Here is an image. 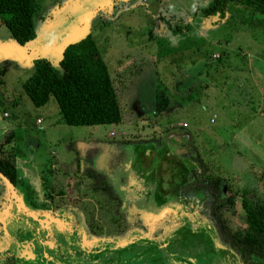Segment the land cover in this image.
Returning <instances> with one entry per match:
<instances>
[{
    "label": "rangeland",
    "instance_id": "1",
    "mask_svg": "<svg viewBox=\"0 0 264 264\" xmlns=\"http://www.w3.org/2000/svg\"><path fill=\"white\" fill-rule=\"evenodd\" d=\"M36 2L38 6L33 24L37 37L24 51L14 48L12 35L0 21V42L5 46L0 50V118L13 120L18 141L24 133L27 134L29 155L33 156V161L37 163L45 157H53L55 167L52 175L62 180L57 189L68 191L71 187L70 197L82 202L81 208L99 199L105 200L107 191L120 198L122 205L119 208H137L140 202L135 201L130 192L133 178L128 167L133 150L130 145L123 146L128 144L124 141H140V150L146 151L151 160L155 161L157 149L163 148L173 151L178 163L185 165L186 169H177L180 176L188 171L187 183L181 189L184 195L191 196L196 189L200 198L205 193L214 192L221 200L231 192L235 203L225 214L230 220L229 226H242L245 214L241 199L253 200L264 194L261 170L264 162V20L260 23L256 19L259 14L249 9H244L247 10L245 13L230 8L223 18L204 17L199 9L208 0ZM92 9L97 10L93 12ZM163 12L172 16L170 29L155 32L153 16ZM185 17H191L193 26L186 25ZM177 26L179 29H175ZM88 32L97 42L117 93L122 116L118 123L70 125L61 118L53 96L45 104L36 106L23 89V82L34 70V57L45 56L60 69V49ZM122 47L131 54L128 60L132 63H128V69L124 71L129 72L128 75L120 73ZM133 54L137 62L134 70ZM4 111L9 115L3 116ZM213 113L216 117L210 122ZM37 116L44 119L43 123L50 120L53 124L47 129H39L44 124L35 123ZM178 128L184 130L182 134ZM18 141L12 142L11 146L4 142L3 147L13 153L25 154L28 149ZM38 142L41 146L39 151L34 150ZM116 149L123 152L121 158L119 153L111 157ZM52 150L54 154H50ZM108 157L112 158L114 167L111 163L105 164L104 159ZM78 158L80 165L83 160L86 166L72 172ZM150 159L142 157L146 165H151ZM169 165L165 162L154 168L161 170L160 175L154 174V180L161 178L162 192L169 186ZM34 166L29 165L33 170ZM47 168L50 164L44 170ZM79 168L84 173L78 171ZM106 168L110 176L106 174ZM18 170L20 172V168ZM45 174L50 175L48 172ZM29 180L35 182L36 178L31 175ZM102 187L106 191L100 192ZM141 193L145 195L144 190ZM145 197L140 200L142 203L146 202ZM61 198L59 201L65 203L66 194ZM179 207L175 203H167L160 219L153 223L149 222L150 216L141 213H131V217L142 226L149 225L153 235L161 237L164 228L177 226L181 218V222H186V218L193 217L192 213L178 215ZM81 208H71L70 222L63 220L60 213V221L70 233L63 232L54 237L47 234L48 229L37 227L35 223L24 226L28 238L21 248L30 253V242L39 233L51 241L56 238L63 245L62 251L54 252L55 259L59 261L69 263L82 253H91L105 236L88 232L84 212L89 218L94 213L97 222L101 218L95 215L94 210L87 208L83 211ZM53 226L58 231L60 222H53ZM222 227H219L220 231ZM134 229L141 231L142 228ZM7 231L8 236H14L13 228ZM2 234L0 229V264H41L35 261L36 258L24 260L14 251L11 242L8 245L9 238ZM65 235H73L75 239ZM217 240L221 242L218 237ZM67 249L72 253L69 254ZM36 252L54 259L47 246H39ZM128 255L127 260L131 259ZM135 264L146 263L136 260Z\"/></svg>",
    "mask_w": 264,
    "mask_h": 264
},
{
    "label": "trees",
    "instance_id": "2",
    "mask_svg": "<svg viewBox=\"0 0 264 264\" xmlns=\"http://www.w3.org/2000/svg\"><path fill=\"white\" fill-rule=\"evenodd\" d=\"M37 6L36 0H0V21L20 44L35 37L33 16ZM230 8L239 12L249 9L252 13L259 14L256 19L260 23L264 20V0H208L200 12L203 16L223 17ZM59 66L60 69L46 58L34 60V70L22 84L34 105L41 106L53 96L61 118L70 125L121 121L120 103L111 75L91 33L66 46ZM6 151L7 153L0 156V172L16 183L17 170L13 152L10 149ZM261 170L264 175V162ZM160 172L157 168L158 175ZM174 180L176 186H182L186 178L181 176ZM157 185L161 187V178L157 179ZM167 192L163 188V195ZM163 199L160 204L166 200ZM103 203L104 200L99 199L92 203L91 208H102ZM241 206L245 214L244 224L235 227L227 225L226 235L221 242L212 240V229L192 217L186 218V222L164 235L163 239L158 236L149 238L148 233L140 226L142 232H137L129 240L122 243L111 242L107 246L101 242L90 256L82 253L76 260L82 264H135L136 260L146 264H264V194L253 200L242 198ZM97 217L101 218L96 223L102 229L108 218L101 210ZM58 248L62 251L63 245ZM134 251L136 253L133 257L130 253ZM112 252L117 255L106 256ZM127 255L131 259L127 260ZM55 258L57 257L50 260L38 256L35 261L41 264H70Z\"/></svg>",
    "mask_w": 264,
    "mask_h": 264
},
{
    "label": "flooded vegetation",
    "instance_id": "3",
    "mask_svg": "<svg viewBox=\"0 0 264 264\" xmlns=\"http://www.w3.org/2000/svg\"><path fill=\"white\" fill-rule=\"evenodd\" d=\"M200 11V9H199ZM179 129V133L182 134V131H184L182 128H178ZM175 131V130H174ZM127 142L128 144L124 145L123 147H127V145H130L133 150V157L130 161L129 164V173L131 174L132 178H133V184L131 185V194L133 195V197L135 198V201H140V200H144V197L146 198V202L145 203H140L139 206L136 207H132L131 203L129 204V206H131V208L133 209H121L119 208L122 205V202H120V198L112 193H110L109 191H107L105 194H107V196L105 197L104 203H103V207L102 208H95L94 212L95 215H98V211L101 210L103 211V215L105 217H107L108 219H106V224L105 226L100 229L99 228V224L98 223H94L96 220H94V213L93 215L89 218V216L87 214H85L84 212V216H85V220H86V225H87V230L89 233L96 235V236H105L104 240H101L100 243L102 242V244L104 246H107L106 244H110L111 242L114 243H122L126 240H129L134 234H136L137 232H141V231H137V229H134V227H143V231L145 233H148V237L151 238V236L153 235L152 228L148 225L145 226L134 220L131 216V213L134 214L138 213V215H140V213L144 216H151L150 218V223L155 222V220L160 219L161 217V213H162V209L165 205H167V203H175L178 206H180L177 214H185L187 215L189 214H194L191 215L193 216L195 219H197L199 221V223H201L202 225L206 226L207 228H211L212 229V240H217L221 239L222 237H224L226 235L225 232V227H227V225H230V220L227 217V215L225 213L230 212L232 210V207L235 203L234 197H232V193L229 192L228 195L226 194L225 199H221L217 198V196L215 195L214 192H209V193H205V196L203 198H200L197 195V191L196 189H194V192L191 196H186L184 195V192H182V188L184 185L182 186H176V181L174 179H178L179 177H181L177 171V169L180 168H184L186 169L185 165H181L180 163H178V159L176 158V155L173 151L171 150H164L163 148H159L157 149L158 151V155L156 158H154L155 161L151 160L150 157L148 156V154L143 151L140 150V144H142V142L140 141H124ZM114 143V142H112ZM100 145V144H99ZM104 144L101 143L100 146H102ZM184 145V144H183ZM182 145V146H183ZM99 146V147H100ZM179 147V148H182ZM103 147V146H102ZM172 147V146H171ZM177 148V149H179ZM112 149V148H109ZM108 150H106L107 152ZM105 153V152H104ZM109 153V152H108ZM117 153H119V158L122 157L123 152H119L117 149L113 150L112 155H117ZM104 157V154H103ZM110 157V158H111ZM142 157L144 159H150L151 160V165H146V163H144V161L142 160ZM110 158L108 157V159H104L105 160V164H110L112 161V158L110 160ZM169 163L170 167L168 168V175L170 178V182H169V186L164 187L165 190H168L167 193H165V195H163V192L160 190V187L158 188L157 185V181H153L152 179L154 178L153 173H157V168L154 170V168L156 167V165H162L164 163ZM114 164L111 163V167ZM126 166V167H127ZM109 167V166H108ZM107 167V168H108ZM125 167V165H124ZM107 168L105 170L106 174L108 176H110L111 173L107 172ZM114 170V168H113ZM113 174V173H112ZM147 177H151V181L147 180ZM183 177L186 178L185 182H183V184L187 183V177H188V171L186 172V170L183 173ZM108 183L110 182V179H108ZM171 185V186H170ZM104 188V190H103ZM102 191H106L105 187L100 188ZM141 190H144L145 195H143L141 193ZM161 192V193H160ZM162 194V195H160ZM164 196V197H163ZM163 198H165L166 200L163 203H159L161 200H164ZM133 200V201H134ZM216 201H218L216 203ZM121 203V204H120ZM89 208L91 210H93L90 206H86L85 208H82L83 211H86V209ZM190 209V210H189ZM131 210V211H130ZM149 211V212H148ZM148 212V213H147ZM204 214V217H202V215ZM224 213V215H223ZM110 217L112 219H110ZM146 217H143V221L145 220ZM162 219V218H161ZM89 220V221H88ZM182 220V218H181ZM180 223L177 222V220H175L178 225L177 226H181V224H183V222ZM201 220H204V222H202ZM175 222V223H176ZM173 223V221H172ZM171 223V224H172ZM108 224V226H107ZM152 226V225H151ZM175 226V227H177ZM222 227L221 231L219 230V227ZM133 227V229H132ZM175 227H173L172 225L169 226V229L166 227L163 229L164 234L159 237V239H163L164 235L166 236L167 233H170L171 230H173ZM155 227L153 226V229ZM134 230V231H133ZM162 232V230H161ZM158 233V232H157ZM64 234L63 232L59 231V235ZM116 234V235H115ZM110 235V237L108 236ZM158 236V235H157ZM65 237L69 238V239H75V237L73 235H71L70 237L68 235H65ZM153 238V237H152ZM60 242H58V240L56 239V242L54 244V247L52 249H49V253H58L60 252L58 246L60 247ZM101 245V246H103ZM69 254L72 253L71 249H67L66 250ZM95 250H93L91 253H93ZM131 251V249H130ZM91 253H85V255L87 254L88 256H90ZM136 251L131 252V256H135ZM41 255H44V253H41ZM40 255V256H41ZM114 255H117L115 252L108 254L106 256H111L114 257ZM55 256V255H54ZM77 256V255H76ZM81 256V255H80ZM119 258V257H118ZM76 258H73L74 261L69 262L70 264H82V262L77 261Z\"/></svg>",
    "mask_w": 264,
    "mask_h": 264
},
{
    "label": "crops",
    "instance_id": "4",
    "mask_svg": "<svg viewBox=\"0 0 264 264\" xmlns=\"http://www.w3.org/2000/svg\"><path fill=\"white\" fill-rule=\"evenodd\" d=\"M93 1L96 2L98 0H93ZM153 17L155 21V26H154L155 32L160 31V30L164 31V30L170 29L169 26H170V21H172V16H170L168 13L166 12L156 13L154 14ZM204 17H211L215 19H217V17L223 18L220 15L219 16L217 15L216 16L214 15L204 16ZM190 19L191 17L184 18L187 26L188 25L193 26V24H191ZM175 29H179V27ZM121 50L122 52H120V54L121 53L122 54L120 55V58H121L122 63L120 64L121 65L120 73L122 72V75L123 74L128 75L129 72L124 73V71L128 69V63H132V61L128 60V58H130L129 55L131 54H130V51L128 50L125 51L124 47H122ZM132 60L135 61V67L133 68L134 70L137 67L135 55L133 56ZM144 60H147V57H144ZM8 115L9 114L6 111L3 112V116L6 117ZM43 121L44 119L41 116L36 117L35 123L44 124L40 126L39 129H47L51 124H53L52 121L50 120L49 122H46V123H43ZM20 138H21V141L20 139L18 141L15 137V133L13 130V120H4L0 118V156L7 153L6 151L7 149L4 148L5 147L4 142L5 143L9 142L7 143L9 146H11L12 142L14 141H18V144L22 142L23 143L22 146L25 145L26 148L28 149L25 154L13 153V156H12L14 159L16 170H17V180H16V183H13L15 186L17 197L13 198V196L10 194L9 188L4 183V180L0 177V229L3 231L2 235H5L9 238L8 245H9V242H11L14 245V246L12 245L14 251H17L19 255L23 257L24 260H31L41 255V253L36 252L39 246L44 245V246H47L49 249H52L54 247L56 238H54V240L51 241V239H47L45 237L46 235H43L42 237L38 233L37 234L38 236L36 235L37 238L36 239L33 238L34 240L32 239V241L30 242V244L32 245V251L30 253H25L26 252L25 249L21 248V246L25 244V242L27 241L26 239L28 238V235L26 234V232H24V226L28 227L29 224L35 223L37 224V227H41L42 229L46 228V230L48 229L47 232L48 231L49 232L47 234L50 233L52 236L57 237L59 236V231L66 232V233L69 232L68 230H66L68 228L65 227V225H62V222L60 221L59 217L62 218L61 215L63 214L64 216L63 220H69L70 222L71 218L69 216H70L71 208L74 207L76 209H79L83 205H82V202L78 201L76 198H73L74 196L70 197L71 187L68 189V191H60L57 189L58 183H60V181L62 180L60 178L56 179V177L52 175L53 168L55 167V160L53 159V157L51 158L45 157L44 159H41L40 161L36 163V161L32 160L33 156L31 157L29 155V146L26 140L27 134L24 133V136H21ZM38 143H36V146H34V150L37 149L39 151V148L41 146H40V142ZM84 146H86V144H84ZM21 150L22 148L20 149V151ZM50 154H54V151L52 150ZM79 161L80 159L78 158L76 160V166L73 167L72 172L76 171L78 167L82 168L83 165L84 167L86 166L83 160H82L81 165ZM39 163H40V166H39ZM48 164H50V168H47V171H45L44 168ZM29 165H31V167L35 165L33 167L34 170L31 169ZM19 168H20V172L18 170ZM78 171H81L82 173H84V171H82L80 168ZM45 172H48L50 175L47 176ZM31 175L35 176L36 178L35 182H32L31 180H29ZM67 182L70 183L68 179H67ZM100 192H102V190ZM65 194H66L67 200H65V203H61L59 200L62 199L61 196H65ZM139 202L142 203L141 201ZM26 205L28 207H26ZM89 205L90 207H92V204H89ZM61 209H63V212ZM93 210H95V207ZM47 218H49L48 221H47ZM55 221L60 222V227L58 231H56V229L54 230L55 227L53 226V222ZM6 228H8V231L13 228L14 236H10V235L8 236L6 233L7 231ZM52 231H54V234ZM25 234L27 236H25ZM7 247L8 246L3 247L1 249H5ZM41 256L45 257V255H41Z\"/></svg>",
    "mask_w": 264,
    "mask_h": 264
},
{
    "label": "water",
    "instance_id": "5",
    "mask_svg": "<svg viewBox=\"0 0 264 264\" xmlns=\"http://www.w3.org/2000/svg\"><path fill=\"white\" fill-rule=\"evenodd\" d=\"M93 10V12H95L97 9H92ZM87 34H89V32L88 33H86L85 35H83V36H81L80 38H78V39H76V40H74V41H72V42H69V43H67V44H65V46L64 47H62L61 49H60V51H59V62H60V60L62 59V57H63V52H64V49L66 48V46H68L69 44H72V43H74V42H77V41H79L80 39H82V38H84ZM36 32H35V37L33 38V39H31V40H29V41H27L26 43H24V44H20V43H18L14 38V42H12V45L14 46V48L16 49V50H18L19 52H22V51H24V49H27L28 48V45L30 44V43H34L35 42V39H36ZM33 41V42H32ZM0 50H3L4 49V44L3 43H1L0 42ZM38 59L39 57H34V59ZM41 58H45V56H41ZM48 60H50V59H48ZM53 65V64H52ZM0 177L4 180V183L6 184V186L9 188V190H10V194L13 196V198L14 197H17V193H16V190H15V186H14V184H13V182L10 180V179H8L2 172H0Z\"/></svg>",
    "mask_w": 264,
    "mask_h": 264
},
{
    "label": "built area",
    "instance_id": "6",
    "mask_svg": "<svg viewBox=\"0 0 264 264\" xmlns=\"http://www.w3.org/2000/svg\"><path fill=\"white\" fill-rule=\"evenodd\" d=\"M215 117H216V114L213 113L212 116L210 117V122H213L215 120ZM38 121H39V119H38ZM184 125H185V123H184Z\"/></svg>",
    "mask_w": 264,
    "mask_h": 264
}]
</instances>
